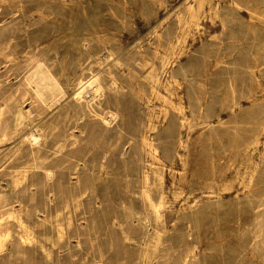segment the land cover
I'll return each instance as SVG.
<instances>
[{"label": "rangeland", "instance_id": "obj_1", "mask_svg": "<svg viewBox=\"0 0 264 264\" xmlns=\"http://www.w3.org/2000/svg\"><path fill=\"white\" fill-rule=\"evenodd\" d=\"M0 1V115L9 128L0 137V264H264V0H210L212 11L193 17L195 0ZM162 57L167 74L187 70L176 150L166 137L172 114L156 122L176 100L151 96L148 77L151 69L168 77ZM39 63L53 71L56 98L24 82ZM91 79L109 104L86 107ZM186 93L197 96L199 116ZM109 112L115 120L106 126ZM144 135L166 165L148 172L156 187L165 181L157 210L135 190L148 162ZM46 160L59 167L51 181Z\"/></svg>", "mask_w": 264, "mask_h": 264}, {"label": "bare ground", "instance_id": "obj_2", "mask_svg": "<svg viewBox=\"0 0 264 264\" xmlns=\"http://www.w3.org/2000/svg\"><path fill=\"white\" fill-rule=\"evenodd\" d=\"M194 1V0H193ZM1 2V1H0ZM187 2V1H186ZM196 4H199L198 6H193V5H190L188 7V11L189 13L192 15L193 17V14L194 16L196 15L195 13H199L203 10L204 7H206L207 5H209V10H211V2L210 0H195ZM210 2V3H209ZM216 2V1H215ZM2 3V2H1ZM117 3V2H116ZM185 3V2H184ZM193 3V2H192ZM5 4V3H4ZM65 4V3H64ZM222 4V3H221ZM2 6V4H1ZM187 6V5H186ZM214 6V5H212ZM216 6V5H215ZM218 6V5H217ZM222 6V5H221ZM20 8V7H19ZM215 8V7H214ZM213 8V9H214ZM120 9V8H119ZM218 9V8H217ZM212 11V10H211ZM210 12V11H209ZM216 13V12H215ZM203 14V13H202ZM0 16H2V12L0 10ZM190 16V15H189ZM199 16V15H198ZM45 17V16H44ZM178 17V16H177ZM15 18V17H14ZM190 18V17H189ZM198 18V17H197ZM46 19V17L44 18ZM178 25H180V28L182 27V24H181V21H180V18H178ZM257 19V18H256ZM43 20V19H42ZM177 20V19H176ZM184 22V21H183ZM163 23V22H162ZM185 23V22H184ZM185 25V24H184ZM186 29V28H185ZM26 30V29H25ZM24 30V31H25ZM183 30V29H182ZM177 40V43L179 44L181 42V38H178L176 39ZM184 41V39H183ZM11 42V41H10ZM89 43V42H88ZM106 44V43H105ZM176 45V44H175ZM86 46V45H85ZM9 46L6 45V48L8 49ZM89 48V47H88ZM105 49V48H104ZM169 49L172 50L173 49V45L170 44L169 45ZM86 51V50H85ZM173 51V50H172ZM177 51V50H176ZM92 52V51H91ZM91 52H88L87 55L89 56L90 59H92L90 56L91 55ZM94 53V52H92ZM182 52H181V49L179 48V52L177 53L176 56H179L181 55ZM48 55V54H47ZM175 55V54H174ZM11 56V55H10ZM1 57V56H0ZM103 57V56H102ZM107 57V56H105ZM5 60L6 58L8 59L9 57L7 56H4ZM95 58V57H94ZM159 58V57H158ZM44 59V58H43ZM46 59V58H45ZM110 60V59H109ZM167 57H162L161 58V72H162V75H166L167 74V67L168 65L170 64L169 61L167 60ZM171 60V59H170ZM40 61V60H39ZM92 61V60H91ZM98 61V60H97ZM14 62V61H13ZM5 63H9L7 61H5ZM37 63V62H36ZM97 63V62H96ZM40 64V63H39ZM43 64V63H42ZM5 67H6V64H4ZM11 65V64H9ZM35 65V64H34ZM98 65V64H97ZM152 65V64H151ZM29 66V65H28ZM160 66V65H159ZM173 66V65H172ZM33 67V66H32ZM31 67V68H32ZM120 67V66H119ZM7 68V67H6ZM36 68V67H35ZM51 68V67H50ZM81 68V67H80ZM106 69V68H105ZM155 69V68H154ZM173 69V68H172ZM9 70V69H8ZM33 70V69H32ZM52 70V69H51ZM49 68H48V65L44 64V65H39L38 66V70H36V72L28 79H26V86L27 88L29 89V91H32L34 94H36L37 96H40V97H47V98H56V94H60V93H57L58 92V86L57 84L55 83V80L53 79L52 77V72ZM29 71V70H28ZM99 71V70H98ZM160 71V70H158ZM30 72V71H29ZM100 73V72H99ZM159 74V73H158ZM26 75V74H25ZM64 75V74H63ZM149 75V76H148ZM148 77H150L151 79V83H150V88H151V96H154V98H157L158 95H161L160 93L161 92H166L168 94H170L172 97L175 98L176 100V105H174L173 103V107L170 109V110H166V109H161V111L158 113V115L156 116V122H163L164 120H167L168 117L170 116V114H172V122L174 123L173 126L171 128H169V130L167 131V134H166V137L170 140V143L174 146V149L176 148L175 146L178 145V148L180 146V143H181V138H180V128H183L185 125H184V119L186 117V111L184 109V105L186 103L185 101V98L184 97H181L179 96V94H181L183 92V88H184V84L187 83V70H183V72L181 71L180 74L178 73L177 75L175 74H167L168 77H169V80L166 78V79H163L161 80V77H159V75H157L155 73V70L151 69L148 73ZM166 75V76H167ZM74 76V75H73ZM93 77V76H92ZM6 78V77H5ZM95 78V77H94ZM98 78V77H97ZM108 78H111V77H108ZM23 79V78H22ZM101 79V78H100ZM148 79V78H147ZM149 79V80H150ZM3 80V79H2ZM57 80V79H56ZM110 80V79H109ZM88 81V80H87ZM102 81V80H101ZM105 81V80H103ZM108 81V79H107ZM80 82V81H79ZM82 82V81H81ZM111 85L109 87V90L112 91L113 93L111 94L113 97H116L117 94H120L119 93V90L122 89L120 88L119 85L116 84L115 80L113 79L111 81ZM83 84V83H82ZM88 84V83H87ZM71 85V84H70ZM4 86V85H3ZM21 86V85H20ZM79 87H81L80 85H78ZM104 86V85H103ZM97 79H94L92 80L91 79V82L89 83L88 85V88H86V91L87 89H89L91 91V93H88L86 98L84 99L85 101V105L87 108H89L91 106V104H95L96 103V100L98 101L100 98H103V102H106L108 103V97H107V94H106V90L104 89L103 87ZM78 87V89H79ZM108 87V86H107ZM26 88V87H25ZM88 90V91H89ZM24 91V90H23ZM82 91V89L80 90ZM85 91V89H84ZM89 91V92H90ZM121 91V90H120ZM161 91V92H160ZM194 91V89H193ZM150 92V91H149ZM160 92V93H159ZM195 92V91H194ZM81 93V92H80ZM84 93V92H82ZM82 93L81 94H78L77 95V101H80L82 98H84V96H82ZM109 93V92H108ZM122 94V93H121ZM120 94V95H121ZM187 94V93H186ZM28 95V94H27ZM86 95V94H84ZM163 95V94H162ZM167 95V94H166ZM29 96V95H28ZM58 96V95H57ZM150 96V95H149ZM144 97L145 95L143 94L142 92V95H141V99L143 98L144 100ZM166 97V96H165ZM188 100V104L190 105V108L189 110L191 111V113L193 115H196V116H199V114L202 113V108L199 107V104L196 103V101L198 100L197 99V96H196V99H195V95L194 96H189L188 94L185 96ZM152 99V98H151ZM159 99V98H157ZM168 99V98H167ZM4 100V99H3ZM3 100H1L3 102ZM162 100V99H161ZM193 101H195V103H193ZM53 102V101H52ZM56 102V101H55ZM89 102H91L89 104ZM160 102V101H159ZM167 102V101H165ZM98 103V102H97ZM153 103V102H152ZM162 103V101H161ZM164 103V102H163ZM170 103V102H169ZM102 104V103H101ZM109 104V103H108ZM148 107L150 106V100H147L146 103H145ZM1 105V104H0ZM83 105V104H82ZM171 105V104H170ZM94 106V105H93ZM116 106V105H115ZM146 106V107H147ZM169 106V105H168ZM3 107V106H2ZM5 107V106H4ZM67 107V106H66ZM79 107V106H78ZM85 107V106H84ZM100 107V106H99ZM11 108V107H10ZM113 108V107H112ZM118 108V107H117ZM116 108V109H117ZM9 109V108H8ZM82 109H83V106H82ZM85 109V108H84ZM202 109V110H201ZM96 110V109H95ZM99 110V108H98ZM8 111V110H7ZM10 111V110H9ZM81 111V110H80ZM79 111V112H80ZM92 111V110H91ZM118 111V110H117ZM15 112V111H14ZM12 113V112H11ZM82 113V112H80ZM85 114V113H84ZM87 114V112H86ZM106 114V113H105ZM9 115V114H8ZM51 115V114H50ZM95 115V114H94ZM151 115V113H150ZM16 116V115H15ZM79 116V115H78ZM98 116V115H97ZM152 116V115H151ZM34 117V116H33ZM56 117V116H55ZM104 117V115H103ZM4 118V117H3ZM20 118V115L18 114L17 117H15V126L17 125V122ZM48 118V117H47ZM82 118V117H81ZM100 118V117H99ZM76 119V118H75ZM101 119V118H100ZM10 120V119H9ZM12 120V118H11ZM39 120V119H38ZM79 120V119H78ZM102 121H104L103 119H101ZM115 120V115L111 112H109V120H107L104 124H109L110 122L114 121ZM186 120V119H185ZM6 121V120H5ZM89 121V120H88ZM74 122V120H73ZM75 123V122H74ZM77 123V122H76ZM178 123V124H177ZM22 124V123H21ZM27 124V123H26ZM69 124V123H68ZM89 124V123H88ZM77 125V124H76ZM156 125V124H155ZM20 126V125H18ZM38 126V125H37ZM110 126V124L108 125ZM75 127V126H74ZM16 128V127H15ZM18 128V127H17ZM88 129V128H87ZM155 129V126H154V123H153V120L152 118H149L148 120V126H147V133L149 132H152L154 131ZM12 130V129H10ZM182 130V129H181ZM33 131V130H32ZM39 131V130H38ZM24 132V131H23ZM79 132V131H78ZM46 133V131H45ZM37 134V132H36ZM39 134V133H38ZM9 135V128L8 126H6V124H3L2 125V117L0 115V137L2 139L4 138H7V136ZM11 135V134H10ZM42 135V134H40ZM37 136V135H36ZM84 136V135H83ZM182 136V135H181ZM10 137V136H9ZM44 137V135H43ZM58 137V136H57ZM14 138V137H13ZM28 138H29V141L32 142L34 145L38 143V138L35 137V134L34 133H31L30 135H28ZM50 138V137H48ZM59 138V137H58ZM118 138V137H117ZM8 139V138H7ZM57 139V138H56ZM55 139V140H56ZM149 139V138H148ZM146 138V136L144 135L142 137V141H141V150H143L144 153H146V158L148 159V162L146 161L147 163V166H144L143 168V171L141 172V175L139 176L140 180L139 182L135 180V190L136 189H140L141 191V198L142 200L144 201V203L150 207V208H153L154 210H157L158 208H160L161 206H163L164 204V194H163V190H164V185H165V181L162 180V178L160 179V183L158 184V187H156L155 185H153V182L154 181H151V176L149 175V171L150 173H154L155 170L153 166V163H156L157 165H162L163 167H165L166 169V165H164V163L161 161V153L159 152L158 150V146L157 145H153L151 144L150 140H148ZM45 140V138H44ZM7 141V140H6ZM42 141V140H41ZM40 141V142H41ZM46 141V140H45ZM49 141V139H48ZM53 141V140H52ZM2 142V141H0ZM47 142V141H46ZM55 142V141H54ZM75 142V141H74ZM31 143V144H32ZM91 143V142H89ZM184 143V142H183ZM40 144V143H39ZM116 144V143H115ZM118 144V143H117ZM87 145V144H86ZM97 145V144H96ZM16 146V145H15ZM39 146V145H38ZM42 146V145H41ZM24 147V146H23ZM87 147V146H86ZM182 148V147H181ZM41 149V148H40ZM43 149V148H42ZM54 150V149H53ZM60 150V149H59ZM64 150V149H63ZM176 150V149H175ZM173 150V153L174 151ZM40 151V150H39ZM58 151V150H57ZM60 152V151H58ZM109 153H111V151L109 150L108 151ZM176 152V151H175ZM3 153V152H2ZM31 153V152H30ZM178 153V152H177ZM33 154V153H32ZM31 154V155H32ZM57 154V152L55 153ZM37 155V154H36ZM38 156V155H37ZM33 157V156H32ZM144 157V156H143ZM173 157V156H172ZM34 158V157H33ZM138 158V157H136ZM179 159L178 160H173L171 161L170 163L171 164H175L176 161L177 162H182L183 161V158H181V156L178 157ZM140 158H138L137 160H139ZM39 161V160H38ZM41 161V160H40ZM150 161V162H149ZM37 162V160H36ZM44 162V161H43ZM40 164V162H39ZM76 164V163H75ZM43 166V172H44V178L46 181H51L54 177V173H56L57 171L53 172V170L55 168H57L58 164H56L57 167H55L53 170H51V166H49L47 164V160H46V164L43 163L41 164ZM52 165V164H51ZM8 166V165H7ZM33 166V165H32ZM60 166V164H59ZM41 167V166H40ZM61 167V166H60ZM35 168V167H34ZM64 168V167H63ZM29 169V168H28ZM31 169V168H30ZM59 169V167H58ZM42 170V169H41ZM63 171V169H61ZM85 170V169H84ZM160 170V168H159ZM16 172V171H15ZM42 172V171H41ZM158 172V171H156ZM28 173V172H27ZM26 172L24 174H27ZM61 173V171H60ZM160 173V172H159ZM101 174V173H100ZM99 174V175H100ZM140 174V173H139ZM156 174V173H155ZM158 174V173H157ZM162 174V177L165 178V172L163 173H160ZM104 175V174H103ZM33 176V175H32ZM161 176V175H160ZM25 179V178H24ZM21 180V179H20ZM76 180V179H75ZM24 181H22L23 183ZM21 183V182H19ZM18 183V184H19ZM21 183V184H22ZM61 183V182H60ZM15 184V183H14ZM25 184V183H24ZM46 184V183H45ZM90 185V184H89ZM14 186V185H13ZM17 186V185H16ZM19 186V185H18ZM91 186V185H90ZM26 187V186H25ZM59 187V186H58ZM245 187V186H243ZM16 188V187H14ZM37 189V188H36ZM61 189V188H60ZM16 190V189H15ZM156 190L157 193H158V198L155 199L153 198V191ZM13 191V190H12ZM58 191V190H57ZM60 191V190H59ZM24 192V191H23ZM23 194V193H22ZM14 196H16L14 194ZM13 196V197H14ZM84 196V195H83ZM50 198V197H49ZM75 197H72V200H74ZM15 201V200H14ZM32 201V200H31ZM13 204V202H12ZM14 205V204H13ZM18 205V204H17ZM16 205V206H17ZM20 205V204H19ZM48 205V204H47ZM69 204L66 202L65 203V207H67ZM72 205V204H71ZM86 205V204H85ZM21 206V205H20ZM45 206V205H44ZM64 206V205H63ZM94 206V205H93ZM12 208V207H10ZM18 208V207H17ZM34 209V208H33ZM32 209V210H33ZM19 210V209H18ZM17 211V210H16ZM8 212V211H7ZM45 212V211H44ZM12 214V213H10ZM9 215V214H8ZM7 215V216H8ZM57 216V215H56ZM13 217V216H12ZM10 218V217H8ZM14 218V217H13ZM54 218V217H53ZM12 220V219H10ZM36 220V219H35ZM140 220L146 222L147 221V216H142V218H140ZM14 221V219L12 220ZM41 221V220H40ZM20 222V221H18ZM41 223V222H40ZM18 224V223H17ZM22 227V226H21ZM32 229V228H31ZM59 229V228H58ZM21 230V229H20ZM16 231V230H15ZM27 231V229H26ZM25 231V232H26ZM24 232V231H23ZM8 234V233H7ZM6 236V235H5ZM27 236V234H26ZM9 237V236H8ZM22 237V236H21ZM28 237V236H27ZM32 237V236H31ZM30 237V238H31ZM29 239V238H28ZM20 240V239H19ZM24 240V239H23ZM25 241V240H24ZM19 242V241H18ZM23 242V241H22ZM24 243V242H23ZM26 243V241H25ZM4 244V243H3ZM20 244V243H19ZM9 245V244H8ZM11 249V248H10ZM18 254V253H17Z\"/></svg>", "mask_w": 264, "mask_h": 264}]
</instances>
